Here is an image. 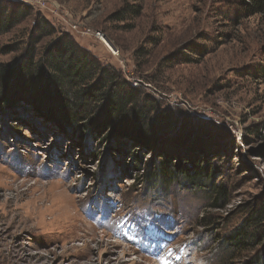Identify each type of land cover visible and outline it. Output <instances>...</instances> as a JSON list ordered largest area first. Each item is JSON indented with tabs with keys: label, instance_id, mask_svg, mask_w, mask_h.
Returning <instances> with one entry per match:
<instances>
[{
	"label": "rangeland",
	"instance_id": "obj_1",
	"mask_svg": "<svg viewBox=\"0 0 264 264\" xmlns=\"http://www.w3.org/2000/svg\"><path fill=\"white\" fill-rule=\"evenodd\" d=\"M48 1L57 13L28 5L153 96L167 127L152 148L27 103L0 113V264H264V13L244 0ZM34 15L0 36V62ZM165 151L178 172L158 179ZM194 164L208 180L185 176Z\"/></svg>",
	"mask_w": 264,
	"mask_h": 264
},
{
	"label": "trees",
	"instance_id": "obj_2",
	"mask_svg": "<svg viewBox=\"0 0 264 264\" xmlns=\"http://www.w3.org/2000/svg\"><path fill=\"white\" fill-rule=\"evenodd\" d=\"M243 4L249 15L264 13V0H244ZM30 6L12 0L0 2V36L35 14L26 39L1 48L2 53L19 55L0 62V113L24 108L23 103H27L39 113L53 116L64 128L107 138L123 133L135 144L153 148L161 139L158 131L167 127L162 123L167 113L158 111V101L129 83L122 70L103 63L69 32L58 30ZM121 13L114 14L118 20L125 18ZM170 156L165 151L164 159L152 161L149 168L153 177L177 174ZM194 167L186 177L209 179L206 167ZM255 216L264 219V209Z\"/></svg>",
	"mask_w": 264,
	"mask_h": 264
},
{
	"label": "built area",
	"instance_id": "obj_3",
	"mask_svg": "<svg viewBox=\"0 0 264 264\" xmlns=\"http://www.w3.org/2000/svg\"><path fill=\"white\" fill-rule=\"evenodd\" d=\"M12 1L22 2L25 4H31V5H37L41 10H48V11L50 10L53 13H57L59 10V6H57L54 2H50L48 0H12ZM69 26L71 27V29H73L77 33H81V34L90 33L89 28H82L80 24L73 23V24H70ZM87 29H89V31H87ZM96 36L99 37L101 40H103V34L101 32L98 31L96 33ZM110 50L113 52V54H115L113 49L110 48Z\"/></svg>",
	"mask_w": 264,
	"mask_h": 264
},
{
	"label": "bare ground",
	"instance_id": "obj_4",
	"mask_svg": "<svg viewBox=\"0 0 264 264\" xmlns=\"http://www.w3.org/2000/svg\"><path fill=\"white\" fill-rule=\"evenodd\" d=\"M103 41H104V40H103ZM107 41H108V40L105 39V42H104L105 45H107V47H108L109 49H110V48L113 49V51H114L115 54H116V53L118 52V51H117V48H116V47H112V46L110 45V43H108Z\"/></svg>",
	"mask_w": 264,
	"mask_h": 264
}]
</instances>
